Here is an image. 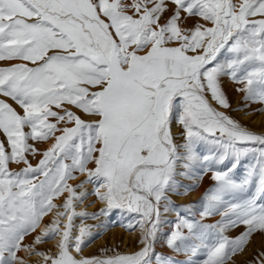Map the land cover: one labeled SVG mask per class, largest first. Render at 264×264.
Instances as JSON below:
<instances>
[{"label": "snow or ice", "instance_id": "6c2138e0", "mask_svg": "<svg viewBox=\"0 0 264 264\" xmlns=\"http://www.w3.org/2000/svg\"><path fill=\"white\" fill-rule=\"evenodd\" d=\"M0 62V264H235L264 235V133L222 88L264 105V0H0ZM205 175L165 234L182 259L157 252L181 178ZM114 214L139 250L85 256L84 222Z\"/></svg>", "mask_w": 264, "mask_h": 264}, {"label": "rangeland", "instance_id": "374dc122", "mask_svg": "<svg viewBox=\"0 0 264 264\" xmlns=\"http://www.w3.org/2000/svg\"><path fill=\"white\" fill-rule=\"evenodd\" d=\"M7 63L8 62H0V67L7 66ZM236 87L237 85L232 83L227 77L223 78L222 88L231 104V108L226 110L227 114L236 119L241 125L245 126L250 131L257 134L264 133V105L259 103H248L246 105L243 94L235 91ZM9 102L11 103V101ZM13 106L15 107V105ZM36 146L41 150H44L48 147L47 144H40ZM29 159L33 164H35L39 157L35 159L29 157ZM13 167L15 168L16 166L13 165ZM242 172L243 168L241 169V173ZM78 179H83V177H78ZM181 180L185 187L191 188V186L195 185L194 190L184 193L183 189H181V194L173 195L171 197L172 204L177 207L170 211L165 217L167 223L161 229L155 245L157 252L167 253V255L173 259L182 258L176 257L174 253L165 248V234L171 228L172 223L175 222L178 213L181 215H190L185 212V208L190 206H195L197 209L199 208L198 202L200 201L201 197L213 185L209 175H205L201 179L195 181L187 178H181ZM69 183L75 185L77 181H69ZM92 199L94 198H89L83 204L78 205L76 207V211H87L88 213L98 211V209L102 206L99 203L93 204ZM56 203H59V201L57 200ZM218 219L219 217L217 216L210 219L208 222H215ZM102 220L103 218L101 220H86L84 222L86 226H92V232L94 236L97 231L101 232L99 236H95L94 239L88 242L87 246L83 250V254L85 256H100L102 254V250L104 249L109 250L108 255H113L115 252H119L121 254H131L139 250V230L137 229L135 231H129L122 226V224H126L128 222L127 217H125L122 221L118 214H114L109 221H105L108 223L107 228L102 230L97 229L95 226L101 224ZM43 222L44 226L51 222L50 214L49 216L43 218ZM77 222L80 223L79 220H77L76 223ZM242 231H244V229L241 226L229 231L227 235L230 237H235ZM28 237H26L25 240ZM52 243L53 241H50L49 243L45 244L46 246L44 245L40 248L42 250H48L49 244ZM261 252H264V235L256 233L250 238L244 252L235 256L233 260L235 264H256V260L259 256V253ZM19 254L21 253H18V255ZM230 264H232V262H230Z\"/></svg>", "mask_w": 264, "mask_h": 264}, {"label": "bare ground", "instance_id": "6f19581e", "mask_svg": "<svg viewBox=\"0 0 264 264\" xmlns=\"http://www.w3.org/2000/svg\"><path fill=\"white\" fill-rule=\"evenodd\" d=\"M50 217L52 218L51 214H50ZM79 223V222H77ZM87 224V223H86ZM88 226V225H87ZM92 228V226H91ZM94 228V227H93ZM44 229V222H42V224L40 225V228L38 229V231H43ZM31 240H32V237L29 236L25 241L24 243L25 244H28V243H31ZM123 243V242H122ZM54 244H55V241H53L52 244H49V248L48 249H52L54 247ZM88 244V243H87ZM45 245V244H44ZM44 245H41L40 247H43ZM46 246V245H45ZM20 256H24L25 254L23 252H21V254H19ZM36 257H31L29 260H28V264H34V262L36 261Z\"/></svg>", "mask_w": 264, "mask_h": 264}]
</instances>
